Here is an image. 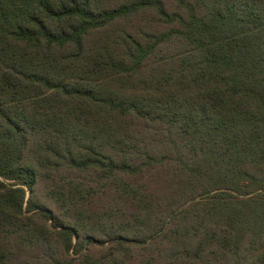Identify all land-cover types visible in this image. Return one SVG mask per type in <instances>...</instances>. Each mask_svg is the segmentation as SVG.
I'll return each mask as SVG.
<instances>
[{
  "label": "trees",
  "instance_id": "16d2710c",
  "mask_svg": "<svg viewBox=\"0 0 264 264\" xmlns=\"http://www.w3.org/2000/svg\"><path fill=\"white\" fill-rule=\"evenodd\" d=\"M0 264H264V0H0Z\"/></svg>",
  "mask_w": 264,
  "mask_h": 264
}]
</instances>
